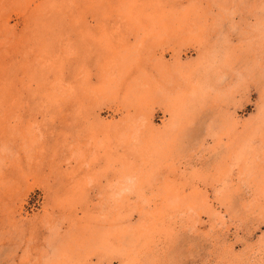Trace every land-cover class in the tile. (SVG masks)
Returning a JSON list of instances; mask_svg holds the SVG:
<instances>
[{
  "label": "rangeland",
  "instance_id": "obj_1",
  "mask_svg": "<svg viewBox=\"0 0 264 264\" xmlns=\"http://www.w3.org/2000/svg\"><path fill=\"white\" fill-rule=\"evenodd\" d=\"M0 264H264V0H0Z\"/></svg>",
  "mask_w": 264,
  "mask_h": 264
}]
</instances>
